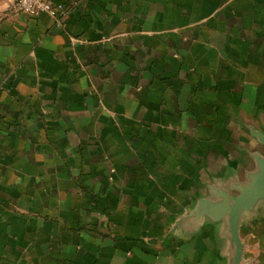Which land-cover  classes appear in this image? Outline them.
Segmentation results:
<instances>
[{"label":"crops","instance_id":"crops-1","mask_svg":"<svg viewBox=\"0 0 264 264\" xmlns=\"http://www.w3.org/2000/svg\"><path fill=\"white\" fill-rule=\"evenodd\" d=\"M0 0V264H229L192 214L263 152L264 0ZM264 264V206L242 223Z\"/></svg>","mask_w":264,"mask_h":264},{"label":"water","instance_id":"water-1","mask_svg":"<svg viewBox=\"0 0 264 264\" xmlns=\"http://www.w3.org/2000/svg\"><path fill=\"white\" fill-rule=\"evenodd\" d=\"M251 134L263 152L253 155L255 166L248 171L245 181L232 189L213 193L215 200L199 199L192 211L201 218V223L203 218H209L212 222L226 224L232 251L229 264H242L245 248L240 236L242 223L264 206V132L252 129Z\"/></svg>","mask_w":264,"mask_h":264},{"label":"built area","instance_id":"built-area-1","mask_svg":"<svg viewBox=\"0 0 264 264\" xmlns=\"http://www.w3.org/2000/svg\"><path fill=\"white\" fill-rule=\"evenodd\" d=\"M11 11L31 17L47 15L57 25L68 18V8L63 3H54L52 0H15Z\"/></svg>","mask_w":264,"mask_h":264}]
</instances>
